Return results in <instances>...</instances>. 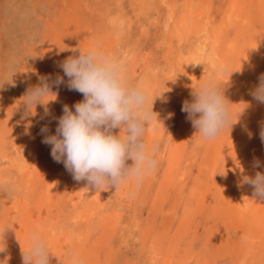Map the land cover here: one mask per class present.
I'll return each instance as SVG.
<instances>
[{
	"label": "rangeland",
	"instance_id": "obj_1",
	"mask_svg": "<svg viewBox=\"0 0 264 264\" xmlns=\"http://www.w3.org/2000/svg\"><path fill=\"white\" fill-rule=\"evenodd\" d=\"M96 46L155 113L145 140L158 164L139 186L87 188L42 142L41 129L55 134L63 107L83 100L66 76L55 84L60 62ZM261 74L264 0H0V259L22 264L17 235L27 249L39 230L51 264H264V202L241 182L264 173V104L250 94ZM41 77L49 111L26 115L22 97ZM210 77L235 124L206 141L182 106Z\"/></svg>",
	"mask_w": 264,
	"mask_h": 264
},
{
	"label": "clouds",
	"instance_id": "obj_2",
	"mask_svg": "<svg viewBox=\"0 0 264 264\" xmlns=\"http://www.w3.org/2000/svg\"><path fill=\"white\" fill-rule=\"evenodd\" d=\"M71 51L73 55L59 64L64 75L57 76L55 84L65 83L66 76L69 90L81 93L83 100L63 107L55 134L50 133L48 126L41 129L42 142L51 146L52 158L62 162L74 180L87 181V188L119 190L129 181L139 186L158 164L156 146L149 148L145 140L147 125L155 118L153 108L151 112L146 110L148 94L139 84L130 83L122 63L99 46L87 51L81 48ZM217 71L229 73L230 69L225 65ZM40 81L22 97L26 115H32L37 105H44L45 112L49 111L46 98L54 94L52 84L48 77H41ZM250 94L258 103L264 104V74L260 75L259 84ZM191 95L190 101H184L182 111L187 113L196 134L210 141L225 128L233 127L232 103L225 97L224 88L217 79L204 80L193 88ZM116 129H120L119 134H115ZM260 136L264 141V128ZM259 165L260 161L256 160L253 166ZM241 182L252 185V198L264 202V173L243 175ZM8 229L3 233L4 237ZM29 239L30 247L25 249L17 235L22 264H51V258L57 256L42 233L35 230ZM5 251L4 239L0 242V253ZM9 259L10 256H5L0 259V264H8ZM69 264L85 262L73 255Z\"/></svg>",
	"mask_w": 264,
	"mask_h": 264
},
{
	"label": "bare ground",
	"instance_id": "obj_3",
	"mask_svg": "<svg viewBox=\"0 0 264 264\" xmlns=\"http://www.w3.org/2000/svg\"><path fill=\"white\" fill-rule=\"evenodd\" d=\"M238 10V9H237ZM183 12V11H182ZM192 15V14H191ZM228 15H229V13H228ZM232 15V14H231ZM187 17V16H186ZM189 18H190V16H189ZM189 18H186V19H188L189 20V22H191L192 23V21H193V19L191 20V19H189ZM192 18V17H191ZM226 19V18H225ZM181 20V19H180ZM188 22V23H189ZM183 23V22H182ZM190 23V24H191ZM192 24H194V22L192 23ZM188 25V26H187ZM186 26L187 27H189V24H187ZM198 26V25H197ZM184 30V29H183ZM188 30V29H187ZM190 30V29H189ZM192 30V29H191ZM195 30H196V28H195ZM191 32V31H190ZM177 33H178V35H180V36H182L181 35V33H182V31H181V28H177ZM206 54V53H205ZM145 60V59H144ZM222 61V60H221ZM218 65V64H217ZM32 144V143H31ZM1 165V164H0ZM2 171V170H1ZM52 175V174H51ZM110 198V197H109ZM114 208V207H113ZM106 214V213H105ZM171 262V261H170Z\"/></svg>",
	"mask_w": 264,
	"mask_h": 264
}]
</instances>
